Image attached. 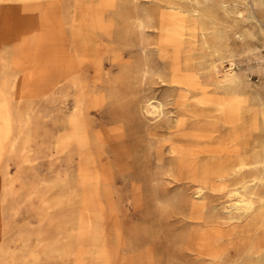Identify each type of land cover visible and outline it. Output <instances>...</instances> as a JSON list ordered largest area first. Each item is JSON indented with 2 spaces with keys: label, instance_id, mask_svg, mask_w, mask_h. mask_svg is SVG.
Segmentation results:
<instances>
[{
  "label": "rangeland",
  "instance_id": "1",
  "mask_svg": "<svg viewBox=\"0 0 264 264\" xmlns=\"http://www.w3.org/2000/svg\"><path fill=\"white\" fill-rule=\"evenodd\" d=\"M254 179L264 0H0V264H264V202L235 206Z\"/></svg>",
  "mask_w": 264,
  "mask_h": 264
},
{
  "label": "bare ground",
  "instance_id": "2",
  "mask_svg": "<svg viewBox=\"0 0 264 264\" xmlns=\"http://www.w3.org/2000/svg\"><path fill=\"white\" fill-rule=\"evenodd\" d=\"M195 1V0H194ZM179 12V11H178ZM180 13V12H179ZM182 13V12H181ZM159 15V14H158ZM174 15H175V11H174ZM185 15V14H183ZM179 16L180 17H183L185 19L184 16ZM158 17V16H157ZM159 20V18H157ZM183 20V19H182ZM187 20V19H186ZM163 21H166V20H163ZM163 21L160 23H158V29L164 34L165 38H166V41L170 44H179L181 43L182 45H184V41L182 43V40H184V36H186V31H187V28H188V25L185 24L187 23V21L185 22H182L180 19H175V20H170V21H166V23ZM184 21V20H183ZM74 27V26H73ZM73 30V28H72ZM194 31V29H192ZM196 31V30H195ZM157 33V32H156ZM161 33V34H162ZM84 34H85V31H84ZM160 34V36H161ZM85 36V35H84ZM156 38V37H155ZM161 39H160V44H161ZM180 44V45H181ZM162 45V44H161ZM181 45V46H182ZM160 46V45H159ZM93 47H94V44L92 42V40L88 37L85 38L84 42L82 43L81 45V50L83 51L84 54H88L90 53L92 50H93ZM76 55V54H75ZM169 64L171 65V67H173V69L175 70L174 73H176V78H177V81H179L180 83H184V84H191L194 80L193 76L190 75L189 73H186L183 69V66H182V57H181V54H175L174 56H171L169 59ZM213 63V62H212ZM233 65V63L231 62L230 63V67ZM188 67H189V64H188ZM187 67V68H188ZM222 67V68H221ZM229 67V66H228ZM226 68V66H222V64L218 63V64H214L213 66V69L217 74H220V78H221V82L222 83H225V84H231L234 82L235 80V73L233 71L232 68ZM212 76V74H211ZM219 76V75H218ZM214 78H217L215 76H213ZM220 80V79H218ZM184 86V85H183ZM160 111V109L155 106V105H152V104H149L147 106V112L150 113V114H154L156 112ZM179 145V144H178ZM211 150V149H210ZM205 153V152H204ZM234 153V152H233ZM215 154V153H214ZM219 154V153H218ZM235 155H238L236 154V152L234 153ZM207 155H209L207 153ZM211 156V155H210ZM219 157V155H217ZM203 158V157H202ZM234 158V157H233ZM240 158V157H239ZM238 158V159H239ZM206 159V158H205ZM231 159V158H230ZM236 158V160H238ZM225 160V159H224ZM229 160V159H228ZM201 161V160H200ZM227 161V160H226ZM213 161H211L212 163ZM238 162V161H237ZM207 163V161H206ZM210 163V162H209ZM227 163V162H226ZM250 164V163H249ZM211 165V164H210ZM215 166V165H214ZM209 170H206L205 172L202 173V180L203 181H208L210 182V175L212 174H223V173H226L227 171H236V172H239L241 173L242 172V168H243V165L240 164V163H233L231 162V164H219L217 166H215ZM247 166V165H246ZM245 166V167H246ZM207 167V165H206ZM250 167V166H249ZM209 168V167H208ZM247 170V169H246ZM230 173V172H229ZM233 173V172H232ZM225 177V176H224ZM222 178V177H220ZM223 179V178H222ZM219 180V179H218ZM256 181L257 179H254L252 181H245L243 182V184L241 185V187L239 189H237V198H236V203H235V206L237 209L239 210H246V211H250L252 209H254L256 207V204L258 202H264V197L263 196H260L256 190ZM211 183V182H210ZM209 183V184H210ZM207 186V185H205ZM264 239V238H263ZM255 248H257L255 246ZM254 248V249H255ZM253 249V250H254ZM256 250V249H255ZM257 252V251H256ZM260 254H264V245H262L260 247V251H259ZM257 254V253H256ZM249 255V254H248Z\"/></svg>",
  "mask_w": 264,
  "mask_h": 264
}]
</instances>
